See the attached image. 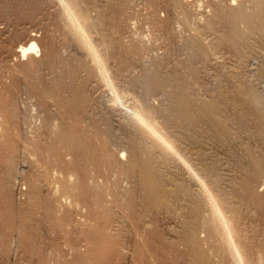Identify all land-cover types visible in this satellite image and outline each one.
<instances>
[{"label": "rangeland", "instance_id": "obj_1", "mask_svg": "<svg viewBox=\"0 0 264 264\" xmlns=\"http://www.w3.org/2000/svg\"><path fill=\"white\" fill-rule=\"evenodd\" d=\"M238 4L242 8H244L247 13L256 14L258 13V9H259V12H263L264 10V0H259V1L258 0L257 1L256 0H191V1L190 0H186V1L185 0H0V134L1 133L3 134L2 136H0V138L2 137L0 139V155H2L0 156V198H1L0 199V205H1L0 206V218H1L0 224L1 225L6 224L5 227L7 226L5 228L4 226L0 225L1 227L0 229V249H1L0 250V264H12V263L13 264H16V263L17 264H23V263L24 264H27V263L28 264L29 263L30 264L31 263L32 264H94V263L101 264L102 262H106V260H108L109 263L111 264L113 263L114 264L115 263L117 264H129L130 263L131 264L132 263L131 260L133 261V259H131V256L132 255L134 256L135 252H136L135 257L136 256L140 257L139 260L137 261V263L139 264H141V261L144 262L142 264H145L147 262H148L147 264H150V263L151 264H155V263L156 264L157 263L159 264H175V263L182 264L183 263V259H182V256L184 253L183 243L176 241V240L175 241L171 240L168 234V233H173V229H174V233L177 234V231H178L177 229L179 227H175L173 222L175 221L177 222L179 220V213L178 212L172 213V211L169 209H166V210L164 209V211L163 209H160V212L159 210L155 211L156 214L158 213V215H154V217H157L155 219L153 215L148 216L150 215L148 212H140L139 211L140 210L139 209V205H140L139 190L140 189L139 187L136 186L138 185L136 184L138 181L137 179L138 177H136L137 175L134 174L133 171L130 172L129 169L123 168L129 159V147H132V146L134 147L135 145H137V138H138L136 137L133 140L131 139L132 141L128 140L129 138L126 135L129 129L127 131V128L125 126V124L127 123V120L129 119L135 122L134 120L135 118L132 119L131 117L135 114L136 117L138 116L137 118L138 120L139 118L141 119L139 120L140 122L141 121L144 122V126L145 124L146 126L148 125L147 121H143V119L145 120V118L143 116H142L143 119L142 117H140L141 114H139V111L137 112L138 115L137 113H133L134 112V109H132L133 106L129 110V105L131 104L133 105L134 103H136L137 105L138 103L140 104V95H141V92H140L141 87L137 86V84L132 86L131 81L135 79L138 75H140V73L142 74L144 69L153 67L157 69V72L159 73L160 76H163V78H166V75L168 73L172 74L171 72H173L172 74L173 77L171 75H167V79H169L170 82L171 80L176 78L175 75L181 76L182 78L183 77L187 78V75H188V81L184 78L183 79L186 82H188L187 83L188 85H191L190 88H192L195 91V93H198V95L200 94L201 97L203 96V99L204 98L208 99L207 97H210L211 96L210 94H213L215 92L213 90V87L217 86L216 81H218V84L220 83L219 85H221L223 82H229L225 80V76L227 77V79L229 78V80H230V77H231V80L233 78L234 82H235V79L238 80V77H240L239 78L240 82L238 81V83L242 85L243 87L245 84H247V80H248V83L252 81L253 83L256 82V84H258L260 87H264V82H260L258 80V77L255 74L246 72L247 66H245L247 65L249 60H251L250 58L253 59L255 56L253 52H255L256 50L252 49L254 45L257 48H260L262 52H264V49H263L264 22L263 23L260 22L258 26L256 27V29H254V31L252 32V36L255 34L256 37L259 36L258 37L259 39H257L258 41L255 40L257 42L255 43V42H252L251 40L252 37H251L250 38L251 42H248V43H251L250 46L246 47L248 48L247 50L246 48H244L246 52L245 50H243L244 52L242 50L240 51L238 47H236V45L233 44L227 36L228 25L226 22H227V19L229 18L228 15H230L231 10L233 11L239 6ZM228 6L229 7L232 6L231 9L228 8ZM62 8H63V12H62ZM65 9L69 12L67 16L68 19L70 20L73 19L75 15L78 16V20L76 22L78 24V27L82 31L74 25L75 23L74 21L71 20L72 22L68 23L69 20L65 19L66 18L65 12L66 13L68 12ZM70 11L72 13H70ZM180 12H184V13L187 12L186 13L187 17L183 19L182 16H185V14L182 15ZM62 14H64L63 16L65 17H63ZM70 15H71V18H69ZM79 15L81 16L83 15V17H80ZM223 15L225 16L227 15V16L224 17ZM178 17H181V18H178ZM188 18H190V20ZM208 20L212 22L209 23L210 21ZM189 21L191 22V24ZM180 23L181 24L183 23V24L181 25ZM186 23H188V25ZM209 25L213 27L211 28ZM68 27H72V29H69ZM73 28H76L74 29V31L79 29L78 31L80 32V34H83L82 37L84 38H81L80 34H77L78 31L77 33L75 32L77 36L75 37L72 33ZM241 28H245V27L242 25ZM30 33L31 35H29ZM29 36L34 37L33 39L35 43L37 44V47L33 51L25 53L26 55L24 54L23 56H21L20 55L21 53L17 51V46L23 41H25L26 37H29ZM79 36H80L79 42L83 44V41H84L86 43V44H83L85 47H83L82 44L76 41V38H78ZM193 36H196L198 37L199 40H202L201 41L202 43L200 41L199 42L201 45L203 44V47L205 44H207L205 47L207 46L209 48L211 47L210 48L211 50L209 51L208 50L209 48H207L206 50L207 52H205V55L201 53V56L199 53H198L199 56H196L197 53L194 56L190 54L191 53L190 51L195 50L193 48L196 47V45L192 43ZM2 37H4V39ZM85 38H86V41H85ZM229 42L231 43V45ZM252 43H255V44H252ZM258 43L261 44L260 45L261 47H258L259 45ZM209 44L211 46H209ZM185 48L187 50L184 51ZM212 48L215 50L213 51ZM235 50H237L238 52ZM239 55L242 57H240ZM189 57L190 58L193 57V58L188 59ZM214 58H216L217 61H215L216 59ZM208 62L209 63L211 62V63L209 64ZM238 63H240L241 65L240 64L235 65ZM187 65L189 66L187 67ZM182 66H183L184 71H182ZM242 67H244V69ZM188 68H189V71L186 70ZM234 69L235 70L237 69L236 70L237 76L234 75L236 74L235 72H233L234 74L232 73ZM179 70L182 72H180ZM243 70L245 71V74ZM223 71H225V73L224 75H221L223 74ZM174 72L175 73L177 72V74H175ZM207 73L208 75H206ZM222 76H224L225 81L222 79L223 78ZM234 76L236 77L234 78ZM244 76H248V77H244ZM191 77H194V80ZM241 79L243 81L245 80L246 83L242 82ZM194 81L196 82V84ZM214 81L216 82V84L213 83ZM194 84L196 85V88ZM169 85L171 86V84L169 83L167 84V86L164 85L165 87H164L163 92L161 91L162 93L155 92L153 94H150V96L148 97V100L152 106L160 105V103H162L161 101L162 100L164 101L165 99L164 93L166 90L165 88L169 87L167 88L168 90H170V88L172 89V86L170 87ZM119 90L122 92H120ZM73 93H78L80 95V100L75 101L74 103H72V105L70 104V106L61 102L62 98L63 99L66 98V100L67 99L69 100V97H71V94ZM117 93H119L120 95ZM121 96H122L121 98L122 100L120 99ZM134 97L136 98L134 99ZM120 104L122 105L120 106ZM118 105L120 107H118ZM120 109L122 112L124 109H125L124 111L128 109V111H126L128 112V115H130L128 119L125 116L123 117L122 113L117 114V115L113 114L116 112V110H120ZM131 110L133 111L131 112ZM155 118L157 120H154ZM154 119H153V122L154 121H155L154 123L157 122V126L160 124V126L162 127L161 130L167 129L168 131H171L170 128L173 127L172 130H174L175 128L174 126L172 127L165 126L162 122V118L159 116L158 117L155 116ZM138 123H135V124H138ZM141 123L139 124L140 126H142ZM253 123L254 121L252 120L251 122L249 121V124L252 127L253 126L255 127V123L254 124ZM66 125H69L75 130L77 129L76 130L77 135L76 137L73 136L75 138L71 137L73 138V140L71 139L70 141L69 139V142L67 141L68 140L67 139L66 140L67 143L65 144H64L65 141L63 140H60V141L58 140L59 141L58 143L56 139L59 136V131L60 130L62 131ZM146 126L144 127L145 129H146ZM245 127H247L248 129L249 126L247 125ZM252 127H249L248 130L252 129L250 131H253ZM112 128H114V130ZM115 128L117 131L115 130ZM247 129H245V132L247 133H245L244 131L243 132L248 137V141H243V137H241L242 139H240V142L242 144L239 143L238 145L237 144L235 145L234 149L237 150V151L234 150L236 151L234 153L235 155L231 153V159H232V156H234L233 158L237 160L241 158L242 160L241 159L240 160L242 164H244L246 160L245 155H244L245 146L247 147L251 146L252 150H255L256 152L257 150H260L258 151L259 153L260 152L262 154L264 153V151H261V150H264V145H263L264 142H262L263 137L261 135H258V132L257 134L255 133L256 135L255 134L250 135L249 134L250 132ZM124 130L126 134L123 133ZM243 132L241 131L242 134ZM57 133H58V136H57ZM78 134H79V137H77ZM157 135L159 136L157 138H160L159 133H157ZM80 136L83 139H80ZM154 136H151L153 139L149 138V140L152 139L154 141V139L156 138V136L155 138ZM257 136L258 137L260 136V139L257 138ZM120 137H122V139ZM157 138L155 140H157ZM116 139L119 141V143ZM76 140L77 141L83 140L85 141V143L83 141H82L83 144H81L82 142L77 143ZM249 140H251L250 141L251 144H249L250 143ZM128 142L130 143L129 145H128ZM134 142H136V144ZM132 143H134L135 145ZM79 144H81L83 147H81V145ZM88 144H90L91 146ZM167 145H170L168 146L169 149H167V151L169 150L168 156L170 158V161L168 162L169 166L168 164L167 166L168 168H172V167H175L176 165L175 159L178 156L180 157L181 152L180 151L178 152V150H176L177 148L173 146L172 144L168 143ZM239 145L241 149L239 148ZM57 146L58 147L60 146V147L58 148ZM85 146H88L91 148L93 147L95 150L94 153L95 155H97L95 157L97 158H95L94 156L93 157L91 156V153L93 154V149L86 147L88 150L87 151ZM152 148L153 149L149 148L148 150H151V152H147V153L154 154L155 158L157 157L156 159H158L159 151L156 152L157 150L155 151L154 149L156 148H154L153 146ZM170 149H172L173 152ZM91 150L92 152L88 153ZM174 150H176L177 153ZM83 151H86V154ZM121 152L122 153L125 152V153L122 154ZM89 154H90L89 160L94 158L93 160L96 159L98 164L93 160L89 161L87 159L88 157L86 155H89ZM112 154L113 156H116V157H112ZM173 154L174 155L176 154V157ZM117 155L119 159L117 158ZM179 157L176 159L177 161ZM227 159L229 160L230 157L228 156ZM173 160L175 161L174 166H172ZM29 161H31L32 164ZM115 161L116 162L118 161V162L116 163ZM229 162L227 163L228 164L227 166L228 167L230 166V169H232L231 172L233 174L236 173V177L234 179L235 181L233 180L234 184H236L235 182L239 180V177H240L239 174L242 173L243 167L241 168L240 165H234L233 163L231 162L229 163ZM39 163L42 165V167H40L41 165H39ZM113 163L118 165V168H114L117 166H115V164ZM120 164H123V165H120ZM28 165L30 166V168ZM39 168L41 170H39ZM164 168H167V167L164 166ZM33 169L35 170V172H32L34 171ZM117 169L118 170L120 169V170L118 171ZM238 169H241V171H239ZM22 170L25 172H23ZM42 170L43 172L41 173ZM237 172H239L238 177H237ZM34 173L35 174L37 173V174L35 175ZM32 174L33 176H31ZM263 174H264V171L263 173L259 174V176L257 177V180H256L257 182H255V185H256L255 189L257 192L256 193L257 196L261 195V197L264 200V197H263L264 196V193H263L264 192V175ZM127 175L128 177H126ZM38 176H40V178H38ZM192 176H197V175L195 174ZM29 177L32 179V182H31V179H29ZM221 178H223V176H221ZM236 178H238V180ZM75 179L76 181H79L81 179L80 180L81 183L79 182L78 184L77 182L76 184V182H74ZM130 180H133V181H130ZM221 180L223 181V179ZM222 181H220V184H222L221 183ZM64 182H67V184ZM71 183H72V186H71ZM203 184L204 183H202V185ZM33 185L34 187H32ZM94 185H96L97 188ZM204 185L201 186L198 193L199 194L203 193V194H200V196L202 195L201 197L204 200H208L207 198L209 197L210 199L211 197L209 193V189H208L209 183L207 186L206 185L204 186ZM77 186L80 188H78ZM203 187L205 189H203ZM29 188H30V191H29ZM33 188L35 189L31 191V189ZM50 188H54V189L51 190ZM69 188L70 190H68ZM85 188H86V191H89L92 194L82 191ZM99 188L102 191V193H99L101 192ZM37 189H38V192H37ZM89 189L92 190L93 192L90 191ZM96 190L99 191L98 192L99 196L102 194L101 197L98 198V200L100 199L99 200L100 205L97 204L98 202L97 197H95L94 192H96ZM204 190H206L207 192L206 196L208 197L204 195L206 193L204 192ZM34 191L36 193H34ZM80 191L84 192V194L81 193ZM134 191L136 192V194ZM44 192L45 194H43ZM73 192L74 193L76 192V193L74 194ZM27 193H29V195ZM46 194H48V196ZM51 194L53 197L50 196ZM87 194H90L91 196L89 195V197H87L88 196ZM36 195L39 198L46 197L47 203L45 202L44 200L45 198H44L43 202L39 201L40 202V206H39L38 205L39 198ZM123 195H125L124 198H123ZM203 195L206 197V199L203 197ZM128 196L130 197V200L133 198L136 200L137 203L135 202V200H132V202L134 203L132 204H133V207L137 209H134L131 207V209L129 208L130 209L129 210L127 207L123 205L121 201H123V199L127 198ZM135 196L137 197L135 198ZM51 198L54 201H51L52 200ZM54 198L56 200L58 198V200L56 201ZM88 198L92 201L88 200ZM33 200H34V203H33ZM102 200H104L103 203H102ZM95 202L96 204L94 205L93 203ZM48 203L51 204L50 207ZM6 204L8 205V209L10 205L13 208L14 214L13 213L12 214L14 215V220L12 222L14 225L10 223L11 221L7 217L8 209L6 210ZM41 204H45V206L49 208L50 210L47 209L45 206L43 207ZM31 205H34V206L31 207ZM238 205H240L239 208L242 213L241 217L239 218L240 223L238 222L240 225H242L240 226L238 224L240 226V229L242 227L240 231L241 239L245 241L244 243L246 246L248 247L252 246V248L245 247L246 254L250 256V258L248 257L246 264L248 263L249 264H261L260 262L264 264L263 255L261 256V259L257 258L258 252L263 251V250H260V248L258 247H260V242L264 241V233H263L264 232V201L263 203H261V205H258V204L251 202V200L244 199V200H240ZM126 208H127V211H126ZM259 208H261V210ZM37 210L39 212H37ZM65 210H67V212ZM121 210L123 211V213ZM15 211L16 212L18 211V212L16 213ZM51 211L52 213L54 211V213L52 214ZM250 211L252 213H248ZM64 212H66L67 215H65ZM100 212L102 214H100ZM22 213L27 214L28 218L24 217L25 215H23ZM81 213H82L81 217L84 216V219L83 217L82 218L80 217ZM135 213H136V219L140 215L139 218L137 219L138 221H134L133 218L132 219L130 218V216H135L134 215ZM143 213H146V214H143ZM17 214H19V216ZM20 214L22 215V217ZM29 214H31V216ZM92 214H94L95 216L97 215L98 217L96 216L95 218L93 217L94 215ZM248 214L249 215L251 214L250 215L251 217ZM16 215L20 218V220L18 219ZM90 215L92 216L93 219L91 218ZM101 215L102 216L104 215L103 218ZM47 216H49V218ZM140 217H142L143 219ZM50 218L52 221L50 220ZM58 218H61V219H58ZM76 218H78L79 220ZM66 219L68 220L70 219L69 220L70 222ZM3 220L5 222H3ZM7 220L9 223L6 222ZM30 220H31V223H30ZM59 220H61L62 222L60 221L56 223ZM80 221H84V222H80ZM2 222L4 224H2ZM97 222H99L100 224ZM138 222L142 225L140 224L137 225ZM141 222H143L144 224ZM20 223L21 225L23 223L24 227L21 226ZM54 223L57 229L55 228ZM67 223H69L68 226H67ZM109 223L112 225H110ZM152 223H156V224H152ZM92 224L94 225V227ZM57 225L59 227L60 226L62 227L59 228ZM17 226H19V228H17ZM111 226L114 228L112 229ZM88 227L90 230L88 229ZM155 227H157V229ZM26 228H28L27 232L24 231L26 230ZM92 228L98 231L91 230ZM151 228L155 229L158 233H156ZM87 229H88V232L91 231L93 233L91 235H94V236L99 235L96 238V242L93 240L95 239V237L88 238V236H91V235L90 233L87 232ZM6 230H7L8 235L5 234ZM18 230L21 233H19ZM57 230L59 231L57 232ZM125 230H127V232ZM150 230H152V232ZM22 232L23 233L25 232V233L23 234ZM147 232H149V235L147 234ZM202 232L203 234L205 233L204 234L205 237L202 236L203 235ZM141 233L144 236H142ZM151 233H152V236H151ZM101 234H103V236ZM114 234L116 236H114ZM123 234H126V235H123ZM155 234L157 235L156 236L157 238L155 237ZM158 234L162 237H160ZM13 235L15 236L13 237ZM147 235L150 236L149 237L150 239L148 238ZM198 235L200 239L202 238L201 242L203 243V245L205 244L208 246V242L209 243L218 242L214 240L210 235L208 237L204 230H202L200 234ZM252 235H254L255 237ZM248 236L250 238H248ZM98 238L99 240H97ZM205 238L206 239L209 238L211 242L207 241L208 239L206 240ZM22 239L25 241V243ZM87 239H90V240H87ZM163 239L167 241L164 242ZM120 240L122 242L124 241V243H122ZM33 241L35 243H33L32 245L31 243ZM227 241L228 239L226 241L224 240L223 242L224 245L222 246L219 244L221 248L219 247L218 243L216 244L214 243L219 249L217 248V250H213L212 251L213 253L211 252V256H213L214 252H216L215 257L213 256L215 260H220L222 264H229V262L230 264H233L231 262L233 260L232 250H230L231 248L229 247ZM8 242L9 243L11 242V243L8 244ZM118 242L120 243L118 244ZM149 242H151V244ZM226 242H227V245L225 247ZM85 243H86L87 248L90 251L86 250L87 248L85 247ZM94 243H96V245L98 243L99 245V246L97 245L98 249L95 247ZM28 244L31 246V247L29 246L30 249L27 246ZM37 244L38 246L36 247L35 245ZM89 244L92 246L93 251L95 250L96 252L91 251V246ZM105 244L106 245L108 244L107 246H110L109 249ZM59 245L63 247L61 248ZM124 245L127 247H125ZM22 246L26 249L24 250ZM100 247L104 250V254L102 252L103 250L100 249ZM116 247L117 248L119 247V249H117ZM227 247L229 248V251ZM37 248L40 250H38ZM131 248H136V249L131 250ZM99 249L101 250V252L98 251ZM220 249L222 251H220ZM29 250H31L34 256L30 254L31 252ZM32 250L36 253H34ZM37 250L38 252L40 251V253H38ZM133 250H135V252H133ZM140 250L143 253H141ZM26 251H28L29 253ZM87 251L88 253L86 254ZM217 251L221 253L222 255H218ZM255 251L257 252V254ZM83 252H84V257H83ZM138 252L140 253V256L138 255L139 254ZM149 252H151L152 255ZM175 252L178 254H176ZM154 253H156L157 256ZM28 254H29V257H28ZM38 254L40 256H37ZM165 254L168 258L165 256ZM87 255L90 256L89 259ZM91 255L93 256V262L90 261V258L92 257ZM108 255L110 256V258ZM168 255L170 256V259ZM217 255L219 256L220 259L217 257ZM96 256L98 257L101 256L103 258L101 257L100 258L105 259V260L102 261L100 258L97 259ZM141 256H143V258H141ZM254 256H255V259H254ZM35 257L37 260L35 259ZM172 258L173 260H171ZM94 259H95V262H94ZM212 259L213 258L211 257V260ZM262 259L263 261H261ZM164 260H165V263H164ZM174 260L175 262H173ZM109 263L107 262V264Z\"/></svg>", "mask_w": 264, "mask_h": 264}, {"label": "bare ground", "instance_id": "obj_2", "mask_svg": "<svg viewBox=\"0 0 264 264\" xmlns=\"http://www.w3.org/2000/svg\"><path fill=\"white\" fill-rule=\"evenodd\" d=\"M186 1V0H185ZM191 1V0H190ZM257 1V0H256ZM259 1V0H258ZM256 3V2H255ZM230 4V3H229ZM228 5V4H227ZM239 5V4H238ZM230 6V5H229ZM231 9V7H229ZM255 6V5H253ZM234 8V7H233ZM244 8H242L240 5L234 9L233 11L231 10V13L229 16V18L227 19V25H228V38L231 40V42L233 44L236 45V47H238V49L241 51L245 50L244 48L250 46L251 43H248V42H255L257 43L255 40L259 39L258 37H256V35L252 36V32L254 31V29H256V27L258 26V24L260 22H264V10L263 12H259V9H258V13L256 14H252V13H247L245 11V9L243 10ZM247 9V8H246ZM262 9V8H261ZM260 9V10H261ZM66 10V9H65ZM184 10V9H182ZM181 10V11H182ZM67 11V10H66ZM188 11V10H187ZM62 12H63V8H62ZM65 12V11H64ZM68 12V11H67ZM70 13H72L70 11ZM182 15L185 14V16H182L183 19H185V17H187L186 13L184 12H180ZM190 13V12H189ZM65 16L68 21V23L74 21V25L76 27H78V24H77V20H78V16L75 15L73 19H68V13L65 12ZM82 14V13H80ZM180 14V15H181ZM219 14V12H218ZM64 14H62L63 16ZM72 15V14H71ZM71 15L69 16V18H71ZM221 15V14H220ZM63 16V17H65ZM80 17H83V15H79ZM224 17H226L225 15H223ZM73 17V16H72ZM190 17V16H189ZM214 17V16H213ZM223 17V18H224ZM77 18V19H76ZM177 18V17H176ZM178 18H181V17H178ZM212 18V17H210ZM222 18V19H223ZM190 20V18H188ZM217 19V18H216ZM65 20V21H67ZM187 20V19H186ZM188 21V20H187ZM210 21V20H208ZM181 22V21H180ZM185 22V21H184ZM190 22V21H189ZM188 22V23H189ZM212 21H210L209 23H211ZM67 23V24H68ZM188 23H186L188 25ZM214 23V22H213ZM77 24V25H76ZM181 24V23H180ZM183 24V23H182ZM181 24V25H182ZM185 24V25H186ZM191 24V22H190ZM69 25V24H68ZM184 25V26H185ZM186 25V26H187ZM212 25V24H210ZM209 25V26H210ZM223 25V24H222ZM242 25L245 27V28H241ZM72 26V25H70ZM224 26V25H223ZM264 26V25H263ZM74 27V26H73ZM84 27V26H83ZM188 27V26H187ZM211 28L213 26H210ZM69 29H72V27H68ZM79 28V27H78ZM77 28V29H78ZM85 28V27H84ZM196 28V27H195ZM200 28V27H199ZM209 28V27H208ZM74 29L76 28H73V32L71 30V32L73 33V35L75 37L76 36V33L78 30L74 31ZM81 30V29H80ZM194 30V29H193ZM226 30V29H225ZM82 31V30H81ZM206 31V30H205ZM209 31V30H208ZM256 31V30H255ZM263 31V30H262ZM76 32V33H75ZM258 32V31H257ZM259 33V32H258ZM257 33V34H258ZM264 33V32H263ZM77 34H80V32L78 31ZM31 35V33L29 34ZM83 34H80L81 38H84L82 37ZM193 35V34H192ZM225 35V34H224ZM263 35V34H262ZM4 36V35H3ZM80 36L78 38H76V41L79 42V39H80ZM74 37V38H75ZM226 37V36H225ZM252 37V39L250 40V38ZM4 39V37H2ZM33 36H29V37H26L25 41H23L22 43H18L19 45L17 46V51L19 53H21L20 55L23 56L25 53L27 52H30V51H33L34 49H36L37 47V44L35 43ZM78 39V40H77ZM81 41V40H80ZM85 41H86V38H85ZM192 43H194L196 45L195 50H192L190 51L193 56L197 53L196 56H201V53L203 55H205V52H207V48H209L208 46L205 47L207 44L204 45L203 47V44L201 45L200 42L202 40H199L198 37L196 36H193L192 37ZM200 41V42H199ZM258 41V40H257ZM20 42V41H18ZM191 42V41H190ZM207 42V41H206ZM261 42V41H259ZM80 43V42H79ZM78 43V44H79ZM202 43V42H201ZM212 43V42H211ZM230 43V42H229ZM255 43H252V44H255ZM264 43V42H263ZM82 44V43H80ZM83 44H86L84 41H83ZM82 44V45H83ZM259 44V43H258ZM257 44V45H258ZM191 45V44H189ZM193 45V44H192ZM231 45V43H230ZM256 45V46H257ZM261 44L258 45V47H261L260 46ZM15 46V45H14ZM81 46V45H80ZM209 46H211L209 44ZM83 47H85L83 45ZM187 47V46H186ZM235 47V46H234ZM233 47V48H234ZM253 47V46H252ZM211 48V47H210ZM208 49L209 51L211 49ZM215 48V47H214ZM228 48V47H226ZM213 49V48H212ZM236 49V48H235ZM248 48H246L247 50ZM253 50L255 49L256 51L253 52L255 54L254 58H250L251 60H249V62L247 63V71L246 72H249V73H253L255 74L257 77H258V80L260 82H264V52H262L260 50V48H257L254 47L252 48ZM263 49H264V45H263ZM182 50V49H181ZM187 50L186 48L184 49V51ZM215 49H213L214 51ZM245 50V52H246ZM237 51V50H235ZM181 52V51H180ZM238 52V51H237ZM244 52V51H243ZM93 53V52H91ZM199 53V54H198ZM222 53V52H221ZM242 53V52H241ZM187 54V53H186ZM15 55V54H14ZM19 55V54H18ZM19 55V56H20ZM26 55V54H25ZM211 55V54H210ZM215 55V54H214ZM219 55V54H218ZM17 56V55H16ZM184 56V54H183ZM190 56V55H189ZM195 56V57H196ZM240 56V55H239ZM245 56V55H244ZM249 56V55H248ZM187 57V56H186ZM194 57V58H195ZM210 57V56H209ZM214 57V56H213ZM223 57V56H222ZM242 57V56H240ZM246 57V56H245ZM24 58V57H23ZM193 58V57H191ZM190 57L188 59H191ZM208 58V57H207ZM219 58V56H218ZM18 59V58H17ZM187 59V60H188ZM196 59V58H195ZM205 59V58H204ZM203 59V60H204ZM216 59V58H214ZM198 60V59H197ZM20 61V60H19ZM180 61V60H179ZM207 61V60H206ZM205 61V62H206ZM217 61V59L215 60ZM183 62V61H182ZM200 62V61H199ZM202 62V61H201ZM236 62V61H235ZM240 62V61H239ZM246 62V61H245ZM157 63V62H156ZM186 63V62H185ZM209 63V62H208ZM211 63V62H210ZM209 63V64H210ZM215 63V62H214ZM237 63V62H236ZM242 63V62H241ZM155 64V63H154ZM231 64V63H229ZM240 63L238 64H235V65H239ZM243 64V63H242ZM156 65V64H155ZM184 65V64H183ZM212 65V64H211ZM241 65V64H240ZM189 65H187L188 67ZM191 66V65H190ZM217 66V65H216ZM156 67V66H155ZM176 67V66H175ZM180 67V66H179ZM215 67V65H214ZM232 67V66H230ZM241 67V66H240ZM178 68V67H177ZM191 68V67H190ZM193 68V66H192ZM209 68V67H208ZM235 68V67H234ZM244 69V67H242ZM232 69V68H231ZM177 70V69H176ZM189 71V68L186 69ZM213 70V69H212ZM230 70V69H229ZM237 70V69H236ZM236 70L234 69L233 72L236 73ZM171 71V70H170ZM180 71V70H179ZM182 71H184L183 69V66H182ZM180 71V72H182ZM194 71V69H193ZM219 71V70H218ZM241 71V70H239ZM237 71V72H239ZM244 71V70H243ZM242 71V72H243ZM179 72V73H180ZM217 72V71H216ZM215 72V73H216ZM241 72V74H242ZM173 74V72H171ZM175 73V72H174ZM178 73V74H179ZM189 73V72H188ZM211 73V72H210ZM213 73V72H212ZM221 73V72H220ZM225 71H223V74L221 75H224ZM172 74H167V75H171L173 77ZM177 74V72L175 73ZM182 74V73H181ZM219 74V73H218ZM234 74V73H233ZM231 74V75H233ZM240 74V73H239ZM244 74H245V71H244ZM248 74V73H247ZM250 74V75H251ZM167 75H166V78H163V76H160L159 73L157 72V69L156 68H153V67H150V68H146L144 69V71L142 72V74L140 73V75H138L135 79H133L131 81V84L132 86L133 85H136L141 87V95H140V104L138 103V105L136 103H134L133 105H129V110L131 109V107L133 106L132 109H134V112L133 113H137L139 111V114H141L140 117H144L145 120L143 119V121H147L148 125L146 126V129L144 128V122H140L139 120H141L139 118V120L137 119L138 116L136 117L135 114L132 117L135 118V122L129 120V116L128 115V109L126 111L123 110V112L121 111V108L120 110H116L115 113H113L114 115H117V114H120L122 113L123 114V117L125 116L127 119V123L125 124L126 128H127V137L129 138L128 140L132 141L134 138L138 137L137 138V145L136 142L132 143L134 144L135 146L133 147H129V159H128V162L124 165V169H129V171H133L134 174H136L138 177V181L136 184L137 187H139V200H140V205H139V211L140 212H148L150 215L148 216H152L154 217V215H158V213L156 214L155 211H158L160 212V209H169L173 212H178L179 213V220L176 222H173L175 227H179L177 230V234L174 233V229H173V233H168L169 234V238L171 240H176V241H179V242H182L183 245H184V253H183V256H182V259H183V263L182 264H222L220 260H215L214 257H215V254L216 252H214V257L211 256V252L213 250H217V246L215 245L216 243H218V245L220 244L221 246L224 245L223 242L224 240L226 241L228 239V245L229 247L231 248L230 250H232V263L233 264H246L247 262V259L248 257L250 258L249 255L246 254V250H245V247H248L245 245V241H243L241 239V229H240V225L239 223V218L241 217V210L239 208V206L241 205H238V203L240 202V200H251V202L255 203V204H258V205H261V203H263V198L260 196H257V192H256V185H255V182H257V177L259 176V174L263 173L264 171V153L262 154L261 152L259 153L258 151L260 150H257V152L255 150H252L251 149V146L250 147H247L245 146L244 148V155H245V163L242 164L241 160H237V159H234L232 156V159H231V153H233V155H235L234 153L237 151L235 148V145L241 143L240 142V139H242L241 137H243V141H248V137L246 136V134H244L245 132V129H247V127L245 126H249V127H252L250 124H249V121L251 122L254 121L255 123V127L253 126V131H250L248 130L249 127H248V131L250 132L249 134L253 135V134H257L258 132V135H261L264 139V87H260L258 84L253 83L252 81L250 83H248V80H247V84L244 85V87L242 85H240L238 83L239 81V78L238 77V80L235 79V82H234V79L232 78L231 80V77H230V80L229 78L227 79V77L225 76V80L229 81V82H223L222 84L224 85H219L218 84V81L217 84L216 82L214 81L213 83L216 84L217 86L213 87V90L215 91L213 94H208L210 97H207L208 99H203V96L201 97L200 94L198 95V93H195V91L190 88L191 85H188L184 79H186L188 81V75H187V78L186 77H181V76H176V78H174L173 80H171V82L169 81V79H167ZM180 75V74H179ZM184 75V74H183ZM196 75V74H195ZM208 75V73L206 74ZM227 75V74H226ZM237 76V73L234 74ZM254 75V76H255ZM190 76V75H189ZM220 76V75H219ZM234 76V78L236 77ZM239 76V75H238ZM255 76V77H256ZM165 77V76H164ZM169 77V76H168ZM223 80H224V76H222ZM229 77V76H228ZM243 77V76H242ZM241 77V78H242ZM244 77H248V76H244ZM134 78V77H133ZM181 78V79H180ZM193 80H194V77H191ZM220 78V77H219ZM171 79V77H170ZM190 79V77H189ZM198 79V78H197ZM196 79V80H197ZM210 79V78H209ZM243 79V78H242ZM241 79V80H242ZM247 79V78H246ZM168 80V82H167ZM192 80V81H193ZM221 80V79H220ZM224 80V81H225ZM250 80V79H249ZM257 80V79H256ZM207 81V79H206ZM195 82V81H194ZM221 82V81H220ZM240 82V81H239ZM242 82H245V80ZM171 84L172 86V89L170 88V90H168L167 88H165V93H164V101L162 100L160 103V105H157V106H152L150 103H149V100H148V97L150 96V94H153L155 92H163L164 90V87L167 86V84ZM202 83V82H201ZM246 83V82H245ZM196 84V82H195ZM194 84V85H195ZM165 85V86H164ZM202 85V84H201ZM136 86V87H137ZM170 86V85H169ZM170 86V87H171ZM193 86V84H192ZM199 86V85H198ZM135 87V86H134ZM195 88H196V85H195ZM194 88V89H195ZM208 89V88H207ZM122 90V89H121ZM139 90V89H137ZM199 90V89H198ZM197 90V91H198ZM205 90V89H204ZM210 90V89H209ZM120 91V90H119ZM122 92V91H120ZM119 92V93H120ZM128 92V91H127ZM161 92V93H162ZM207 92V91H206ZM209 92V91H208ZM117 93V94H119ZM122 94V93H121ZM205 94V93H204ZM120 95V94H119ZM161 95V94H160ZM129 96V95H128ZM127 96V97H128ZM119 97V96H118ZM130 97V96H129ZM62 98V97H61ZM122 98V96L120 97V99ZM136 97H134L135 99ZM119 99V98H118ZM117 99V100H118ZM133 99V98H131ZM139 99V98H138ZM80 100V95L78 93H73L71 94V97H69V100L66 98L65 99H61V102L62 103H65L66 105L70 106V104L72 105V103H74L75 101H78ZM122 100V99H121ZM137 100V99H136ZM126 101V100H125ZM133 102V101H132ZM135 102V101H134ZM128 103V102H127ZM122 104H120L121 106ZM116 106V105H115ZM118 105V107H120ZM128 106V104H127ZM115 109V107H114ZM115 111V110H114ZM133 110H131L132 112ZM130 112V111H129ZM130 112V113H131ZM138 115V113H137ZM155 116H159L162 118V122L165 126H174V130L171 129V131H168L167 129H164V130H161V126L160 124L157 126V122L154 123L153 122V119ZM115 118V117H114ZM119 119V118H117ZM138 122H137V120ZM160 119V118H159ZM154 120H157L156 118ZM125 121V120H124ZM117 122V121H116ZM115 123V121H114ZM118 123V122H117ZM135 123H138V124H135ZM142 124V126H140L139 124ZM159 123V122H158ZM253 123V124H254ZM112 125V124H110ZM115 125V124H114ZM113 125V126H114ZM118 125V124H117ZM64 126V125H62ZM124 126V127H125ZM144 126V127H143ZM245 127V129H244ZM119 128V127H118ZM125 128V129H126ZM62 129V128H60ZM114 130V128H112ZM120 129V128H119ZM122 129V128H121ZM176 129V130H175ZM77 130V129H76ZM76 130L72 127H70L69 125H66L63 130L59 131V136H58V133H57V136L58 138L56 139L57 141L59 140H63L65 141V143H67V141L69 142V139L71 141V139L73 140V138L76 137L77 135V132ZM116 130V128H115ZM117 131V130H116ZM122 131V130H121ZM120 131V132H121ZM241 131L243 132V134L241 133ZM159 133L160 135V138H157L159 137L157 135V133ZM114 133V132H113ZM118 133V132H117ZM123 133L126 134L125 130L123 131ZM247 133V132H245ZM122 134V133H121ZM151 134V135H150ZM242 134V135H241ZM255 134V135H256ZM3 134L1 133L0 136H2ZM116 135V134H115ZM118 135V134H117ZM123 135V134H122ZM121 135V136H122ZM150 135V137H149ZM157 138V140H155V136ZM75 136V137H73ZM151 136H154V141L152 140L153 138ZM4 137V136H3ZM73 137V138H71ZM79 137V134L78 136ZM245 137V138H244ZM261 137V138H262ZM2 138V137H1ZM0 138V139H1ZM6 138V136H5ZM118 138V137H117ZM122 139V137H120ZM149 138H152L149 140ZM255 138V137H254ZM257 138L260 139V136ZM12 139V138H11ZM68 139V140H67ZM80 139H83L81 136H80ZM124 139V138H123ZM132 139V140H131ZM250 139V138H249ZM262 139V142H264ZM67 140V141H66ZM115 140V139H114ZM117 140V139H116ZM125 140V139H124ZM152 140V141H151ZM58 141V143H59ZM77 141V140H76ZM79 141V140H78ZM77 143H81L82 141H79ZM118 141V140H117ZM242 141V140H241ZM251 140H249L250 142ZM254 141V140H253ZM62 142V141H61ZM85 143V141H83ZM83 142L81 144H83ZM121 142V140H120ZM115 143V142H114ZM119 143V141H118ZM168 143L172 144L173 146H175L178 150V152L180 151L181 154H180V157L178 159V161L175 159L176 161V165L175 167H172V168H168L169 166V161H170V158L168 156V151L167 149H169L168 146L170 145H167ZM191 143V144H190ZM247 143V142H246ZM69 144V143H68ZM79 144V145H81ZM117 144V142H116ZM130 143L128 142V145ZM242 144V143H241ZM248 144V143H247ZM251 144V142L249 143ZM248 144V145H249ZM59 145V144H58ZM90 145V144H88ZM124 145V144H123ZM127 145V144H126ZM246 145V144H245ZM264 145V144H263ZM262 145V146H263ZM91 146V145H90ZM119 146V145H118ZM152 146L156 149H154L156 152L159 151V157L158 159L155 158V155L154 154H149L147 152H151V150H148L149 148L153 149ZM253 146V145H252ZM261 146V145H260ZM13 147V146H12ZM58 147V146H57ZM60 147V146H59ZM58 147V148H59ZM71 147V146H70ZM81 147H83L81 145ZM91 148V147H88V146H85V148ZM149 147V148H148ZM174 147V148H175ZM86 148V150H87ZM122 148V146H121ZM125 148V147H124ZM171 148V147H170ZM172 148V149H174ZM237 148V147H236ZM239 148H240V145H239ZM243 148V147H242ZM263 148V147H262ZM83 149V148H82ZM91 149H93V154L91 153V156L95 157L97 155H95V150L94 148L92 147ZM126 149V148H125ZM170 149L172 152L173 150ZM241 149V148H240ZM71 150V149H70ZM90 150V149H89ZM120 150V148H119ZM176 150H174L176 152ZM236 150V151H234ZM88 151V150H87ZM240 151V150H239ZM243 151V150H242ZM261 151H264V150H261ZM85 152L86 154V151H83ZM92 152L89 151L88 153ZM126 152V151H125ZM124 152V153H125ZM153 152V151H152ZM174 152V153H175ZM87 153V154H88ZM118 153V152H116ZM122 153V152H121ZM120 153V154H121ZM122 153V154H124ZM177 153V152H176ZM61 154V153H60ZM83 154V153H82ZM121 154V155H122ZM128 154V152H127ZM240 154V153H239ZM54 155V154H52ZM174 155V154H173ZM179 155V154H178ZM238 155V154H237ZM243 155V154H242ZM241 155V156H242ZM243 155V156H244ZM2 156V155H0ZM89 160V155H86ZM120 156V155H119ZM157 156V155H156ZM172 156V154H171ZM176 157V154L174 155ZM230 157V159L228 160L227 157ZM242 156V157H243ZM90 157V158H92ZM112 157H116V156H113L112 154ZM126 157V156H125ZM123 157V158H125ZM174 157V158H175ZM2 158V157H1ZM97 158V157H95ZM117 158H118V155H117ZM122 158V159H123ZM94 158H92L91 160H93ZM119 159V158H118ZM121 159V160H122ZM89 160V161H91ZM120 160V161H121ZM37 161V160H36ZM97 163V160H93ZM92 161V162H93ZM119 161V162H120ZM123 161V160H122ZM121 161V162H122ZM126 161V160H125ZM173 160V165L174 166V162ZM211 161V162H210ZM220 161V163H219ZM231 162L233 163L234 165H240L241 168L243 169L242 173L239 174V180L238 178H236L238 181L235 182L236 184H234L233 180L235 179L236 177V173H232L230 169V166L228 167L227 163L228 162ZM31 164L32 162L29 161ZM91 162V163H92ZM116 162V161H115ZM118 162V161H117ZM116 162V163H117ZM210 162V164H209ZM229 162V163H230ZM34 163V162H33ZM38 163V162H36ZM35 163V164H36ZM95 163V164H96ZM171 163V162H170ZM30 164V165H31ZM98 164V163H97ZM115 164V163H113ZM168 164V166H167ZM27 165V164H26ZM38 165V164H37ZM39 165H41L39 163ZM120 165H123V164H120ZM233 165V166H234ZM29 166V165H28ZM99 166V165H98ZM113 166V165H112ZM115 166L117 167H114V168H118V165L115 164ZM167 167V168H164ZM34 167V165H33ZM38 167V166H37ZM36 167V168H37ZM42 167V165L40 166ZM73 167V166H72ZM94 167V166H93ZM171 167V166H170ZM237 167V166H236ZM30 168V166H29ZM97 168V166H96ZM68 169V168H67ZM66 169V170H67ZM74 169V168H73ZM76 169V168H75ZM237 169V168H236ZM24 170V169H23ZM22 170V171H23ZM34 170V169H33ZM39 170H41L39 168ZM48 170V168H47ZM72 170V168H71ZM70 170V171H71ZM77 170V169H76ZM75 170V171H76ZM98 170V169H97ZM114 170V169H113ZM116 170V169H115ZM118 170V169H117ZM120 170V169H119ZM118 170V171H119ZM239 171H241V169H238ZM237 170V171H238ZM74 171V172H75ZM99 171V170H98ZM117 171V172H118ZM25 172V171H23ZM28 172V171H27ZM32 172H35L32 171ZM38 172V171H36ZM43 172V170L41 171V173ZM67 172V171H66ZM79 172V170H78ZM77 172V173H78ZM234 172V171H233ZM46 173V172H45ZM49 173V172H47ZM222 175H221V174ZM238 173L237 172V177H238ZM28 174V173H27ZM31 174V173H30ZM35 174V173H34ZM37 174V173H36ZM35 174V175H36ZM197 175V176H192V175ZM242 174V175H241ZM23 175V174H22ZM132 175V174H130ZM264 175V174H263ZM20 176V175H19ZM27 176V175H25ZM33 176V174L31 175ZM41 176V175H40ZM40 176H38V178H40ZM45 176V175H44ZM48 176V174H47ZM134 176V175H133ZM221 176H223V178H221ZM21 177V176H20ZM37 177V176H36ZM35 177V178H36ZM42 177V176H41ZM128 177V175L126 176ZM125 177V179H126ZM22 178V177H21ZM34 178V177H33ZM76 178V176H75ZM83 178V177H82ZM260 178V177H259ZM263 178V177H262ZM23 179V178H22ZM28 179V177H27ZM29 179H31L29 177ZM131 179V178H129ZM223 179V181L221 180ZM25 180V179H24ZM81 180V179H80ZM79 181H76V179L74 180V182H78L79 184ZM83 180V179H82ZM134 180V179H133ZM133 180H130V181H133ZM84 181V180H83ZM126 181V180H125ZM220 181H222L220 184ZM235 181V180H234ZM21 182V181H20ZM19 182V183H20ZM31 182H32V179H31ZM46 182V181H45ZM128 182V180H127ZM63 183V182H62ZM67 184V182H64ZM73 183V182H72ZM72 183H71V186H72ZM81 183V182H80ZM130 183V182H129ZM202 183H206L205 185L207 186L208 183H209V193H210V199L208 196H206L207 192L206 190H204V192H206L204 195L206 197H208L207 199L209 200H204L200 194H203V193H198V191L200 190ZM262 183V182H261ZM30 184V183H29ZM32 184V183H31ZM49 184V183H47ZM52 184V183H50ZM63 185V184H62ZM75 185V184H74ZM129 185V184H128ZM204 185V186H205ZM65 186V185H64ZM68 186V185H67ZM83 186V185H82ZM93 186V185H91ZM96 187V185H94ZM34 187V185L32 186ZM31 187V188H32ZM41 187V186H40ZM46 187V185H45ZM52 187V185H51ZM70 187V185H69ZM78 187V186H77ZM86 187V186H84ZM89 187V186H88ZM261 187V186H260ZM263 187V186H262ZM37 188V187H36ZM44 188V187H43ZM66 188V187H65ZM68 188V187H67ZM80 188V187H78ZM97 188V187H96ZM95 188V189H96ZM135 188V187H134ZM258 188V187H257ZM35 188L31 189V191H33ZM39 189V188H38ZM38 189H37V192H38ZM45 189V188H44ZM48 189V187H47ZM51 190L54 189V188H50ZM64 189V188H63ZM73 189V188H72ZM82 189V188H81ZM80 189V190H81ZM129 189V188H128ZM138 189V188H137ZM203 189H205L203 187ZM259 189V188H258ZM43 190V189H42ZM50 190V191H51ZM70 190V188L68 189ZM88 190V189H87ZM90 190V189H89ZM98 190V189H97ZM94 192L95 193V197H97V204H99V200L98 198L101 197V195L99 196V193H102L97 191ZM29 191H30V188H29ZM36 191V190H35ZM34 191V193H36ZM40 191V190H39ZM49 191V189H48ZM67 191V190H66ZM82 191H85L86 193H90L92 194L91 192L89 191H86V188ZM92 191V190H90ZM5 192V190H4ZM46 192V191H45ZM45 192L43 194H45ZM68 192V191H67ZM71 192V191H70ZM81 192V191H80ZM79 192V193H80ZM93 192V191H92ZM99 192V193H98ZM106 192V191H105ZM132 192V191H130ZM135 192V191H134ZM261 192V191H260ZM47 193V192H46ZM52 193V192H50ZM54 193V192H53ZM74 193V192H73ZM76 193V192H75ZM74 193V194H75ZM84 194V192H81ZM85 193V194H86ZM208 193V194H209ZM264 193V192H263ZM4 194V193H3ZM26 194V193H25ZM29 195V193H27ZM33 194V193H32ZM30 194V195H32ZM57 194V193H56ZM82 194V195H83ZM90 194H87L89 197ZM106 194V193H105ZM136 194V192H135ZM38 195V194H37ZM36 195V196H37ZM41 195V194H40ZM48 196V194H46ZM58 195V194H57ZM56 195V196H57ZM130 195V194H129ZM203 195V197L206 199V197ZM8 196V195H7ZM35 196V194H34ZM33 196V197H34ZM45 196V195H44ZM52 196V194L50 195ZM54 196V197H56ZM91 196V195H90ZM125 195H123V198H124ZM127 196V194H126ZM132 196V195H131ZM6 197V196H5ZM38 197V196H37ZM53 197V196H52ZM105 197V196H104ZM137 196H135L136 198ZM264 197V196H263ZM7 198V197H6ZM9 198V197H8ZM28 198V197H26ZM32 198V197H31ZM36 198V197H35ZM39 198V197H38ZM45 198V199H44ZM40 197L38 199V202H43L45 200V202L47 201L46 200V197ZM91 198V197H90ZM94 198V197H93ZM122 198V199H123ZM132 198V197H131ZM1 199V198H0ZM10 199V198H9ZM44 199V200H43ZM52 199V198H51ZM50 199V200H51ZM55 199V198H54ZM106 199V198H105ZM3 200V199H2ZM11 200V199H10ZM9 200V201H10ZM31 200V199H30ZM56 200V199H55ZM58 200V198H57ZM56 200V201H57ZM88 200H90L88 198ZM130 197L128 196L127 198L123 199V201H121L123 203V205L125 207H127L128 209L131 207H133V202L132 200H135L134 198L131 199L130 201ZM25 201V200H24ZM49 201V200H48ZM51 201H54L53 199ZM92 201V200H90ZM104 200H102V203H103ZM2 202V201H1ZM32 202V201H31ZM40 202H39V206H40ZM50 202V201H49ZM106 202V201H105ZM136 202V200H135ZM14 203V202H13ZM21 203V202H20ZM23 203V202H22ZM33 203H34V200H33ZM47 203V202H46ZM51 203V202H50ZM56 203V202H54ZM101 203V202H100ZM115 203V202H114ZM133 203V204H132ZM137 203V202H136ZM135 203V204H136ZM139 203V202H138ZM18 204V203H17ZM24 204V203H23ZM49 204V203H48ZM94 205L96 204L93 203ZM26 205V204H25ZM43 207L45 206V204H41ZM47 205V204H46ZM51 204H49V207H50ZM55 205V204H53ZM100 205V204H99ZM1 206V205H0ZM5 206V205H4ZM3 206V207H4ZM34 206V205H31V207ZM58 206V205H57ZM129 206V207H128ZM137 206V205H136ZM249 206V205H248ZM11 205L9 206V209H8V205L6 204V210H7V217L8 219L11 221L10 223L13 224V220H14V211H13V208L11 207ZM16 207V205H15ZM26 207V206H25ZM42 207V208H43ZM46 207V206H45ZM53 207V206H52ZM20 208V207H19ZM30 208V207H29ZM35 208V207H34ZM47 208V207H46ZM122 208V207H121ZM127 208H126V211H127ZM245 208V207H244ZM256 208V207H255ZM33 209V208H32ZM49 209V208H47ZM59 209V208H58ZM129 209V210H130ZM134 209H137V208H134ZM247 209V207H246ZM251 209V208H249ZM261 210V208H259ZM21 210V209H20ZM31 210V209H30ZM39 210V209H38ZM37 210V212H39ZM45 210V209H44ZM50 210V209H49ZM54 210V209H53ZM3 211V210H1ZM42 211V209H41ZM57 211V209H56ZM60 211V210H59ZM67 212V210H65ZM100 211V210H99ZM104 211V210H103ZM122 211V210H121ZM138 211V210H137ZM243 211V210H242ZM245 211V210H244ZM248 211V210H247ZM16 212V211H15ZM18 212V211H17ZM16 212V213H17ZM20 212V211H19ZM24 212V210H23ZM66 212H64L65 215ZM69 212V211H68ZM98 212V211H97ZM138 212V213H140ZM162 212V211H161ZM3 213V212H2ZM6 213V211H5ZM13 213V214H12ZM21 213V212H20ZM26 213V212H25ZM49 213V212H48ZM52 213V211H51ZM54 213V211H53ZM52 213V214H53ZM104 213V212H103ZM123 213V211H122ZM147 213V214H148ZM166 213V212H165ZM248 213H252L251 211L248 212ZM23 214V213H22ZM41 214V213H40ZM71 214V213H70ZM78 214V212H77ZM76 214V215H77ZM100 214H102L100 212ZM120 214V213H119ZM143 214H146V213H143ZM171 214V213H169ZM175 214V213H174ZM255 214V213H254ZM19 216V214H17ZM16 215V216H17ZM21 215V214H20ZM25 215L24 217H27V214H23ZM31 216V214H29ZM33 215V214H32ZM42 215V214H41ZM58 215V214H57ZM69 215V214H68ZM82 213L80 214V217H81ZM94 215V214H92ZM106 215V214H105ZM129 215V214H128ZM135 216H130V218L134 219V221H138L137 219L139 218V216L137 217L136 219V213L134 214ZM168 215V214H167ZM249 215V214H248ZM251 215V214H250ZM249 215V216H250ZM253 215V214H252ZM257 215V214H256ZM260 215V214H259ZM2 216V215H1ZM17 216V217H18ZM29 216V217H30ZM34 216V215H33ZM32 216V217H33ZM43 216V215H42ZM91 216V215H90ZM97 216V215H96ZM96 216L94 215L93 217L96 218ZM102 216V215H101ZM104 216V215H103ZM102 216V218H103ZM125 216V215H124ZM143 216V215H142ZM145 216V215H144ZM22 217V215H21ZM49 218V216H47ZM55 217V216H54ZM61 217V216H60ZM69 217V216H68ZM76 217V216H75ZM83 219H84V216H82ZM81 217V218H82ZM86 217V216H85ZM88 217V216H87ZM98 217V216H97ZM100 217V216H99ZM127 217V216H126ZM147 217V216H146ZM174 217V215H173ZM251 217V216H250ZM255 217V216H254ZM5 218V217H4ZM28 218V217H27ZM31 218V217H30ZM89 218V217H88ZM87 218V219H88ZM92 218V216H91ZM124 218V217H123ZM128 218V217H127ZM142 218V217H140ZM155 219L157 217H154ZM164 218V217H163ZM171 218V217H170ZM1 219V218H0ZM18 219L20 220V218L18 217ZM25 219V218H24ZM58 219H61V218H58ZM56 219V220H58ZM71 219V218H70ZM69 219V220H70ZM78 219V218H76ZM90 219V218H89ZM93 219V218H92ZM91 219V220H92ZM99 219V218H98ZM129 219V218H128ZM143 219V218H142ZM166 219V218H165ZM258 219V218H257ZM6 220V219H4ZM3 220V222H5ZM23 220V219H22ZM29 220V219H27ZM51 220V218H50ZM68 220V219H66ZM68 220V221H69ZM72 220V219H71ZM79 220V219H78ZM101 220V219H100ZM145 220V219H144ZM148 220V219H147ZM252 220V219H251ZM2 221V220H1ZM18 221V220H17ZM52 221V220H51ZM55 221V220H54ZM61 220L57 221L56 223L60 222ZM64 221V220H63ZM73 221V220H72ZM93 221V220H92ZM95 221V220H94ZM98 221V220H97ZM102 221V220H101ZM121 221V220H120ZM126 221V220H124ZM157 221V220H156ZM155 221V222H156ZM2 222V224H4ZM7 223L8 220L6 221ZM45 222V221H44ZM50 222V221H48ZM62 222V221H61ZM70 222V221H69ZM80 222H84V221H80ZM96 222V221H95ZM100 222V221H99ZM97 222V223H99ZM132 222V221H131ZM151 222V221H150ZM153 222V220H152ZM167 222V221H166ZM239 222V223H238ZM246 222V221H245ZM19 223V222H18ZM30 223H31V220H30ZM53 223V222H52ZM75 223V222H74ZM73 223V225H74ZM94 223V222H93ZM101 223V222H100ZM99 223V224H100ZM108 223V221H107ZM143 223V222H141ZM253 223V222H252ZM256 223V222H255ZM261 223V222H259ZM25 224V222H24ZM60 224V223H59ZM64 224V223H63ZM69 223H67V226H68ZM72 224V223H71ZM70 224V225H71ZM76 224V223H75ZM83 224V223H82ZM110 224V223H109ZM116 224V223H115ZM140 223L138 222L137 225H139ZM144 224V223H143ZM152 224H156V223H152ZM151 224V225H152ZM240 226H239V225ZM1 225V224H0ZM6 225V224H5ZM5 225H1V226H4ZM9 225V224H8ZM14 225V224H13ZM21 225V223H20ZM30 225V224H29ZM52 225V224H51ZM62 225V224H61ZM65 225V224H64ZM79 225V224H78ZM93 225V224H92ZM106 225V224H105ZM112 225V224H110ZM109 225V226H110ZM132 225V224H131ZM142 225V224H140ZM149 225V224H148ZM254 225V224H253ZM11 226V225H10ZM23 226V223L22 225ZM54 226H55V223H54ZM58 226V225H57ZM63 226V225H62ZM60 226V227H62ZM66 226V225H65ZM72 226V225H71ZM77 226V225H76ZM114 226V225H113ZM116 226V225H115ZM136 226V225H134ZM133 226V227H134ZM168 226V225H167ZM7 227V226H6ZM5 227V228H6ZM13 227V226H12ZM11 227V228H12ZM24 227V226H23ZM26 227V226H25ZM30 227V226H28ZM53 227V226H52ZM59 227V226H58ZM59 227V228H60ZM75 227V226H74ZM73 227V228H74ZM79 227V226H78ZM77 227V228H78ZM94 227V225H93ZM140 227V226H139ZM144 227V226H143ZM146 227V226H145ZM153 227V226H152ZM254 227V226H253ZM252 227V228H253ZM256 227V226H255ZM9 228V227H8ZM16 228V227H15ZM17 228H19V226H17ZM16 228V229H17ZM33 228V227H31ZM54 228V227H53ZM56 228V226H55ZM65 228V227H64ZM67 228V227H66ZM81 228V227H80ZM91 228V227H90ZM111 228L113 229L114 227L111 226ZM136 228V227H135ZM157 229V227H155ZM1 229V227H0ZM10 229V228H9ZM27 229L24 230L27 232ZM57 229V228H56ZM63 229V228H62ZM89 229V227H88ZM88 229H87V232H88ZM116 229V228H115ZM128 229V228H127ZM130 229V228H129ZM150 229V228H149ZM153 229V228H151ZM159 229V228H158ZM164 229V228H163ZM200 229L201 231L204 230L207 234V236L209 237V235L216 241L218 242H212V243H209L208 242V246L207 245H203V243L201 242L202 238L200 239L199 235L200 234ZM80 230V229H79ZM86 230V229H84ZM90 230V229H89ZM91 230H96V229H91ZM117 230V229H116ZM115 230V232H116ZM132 230V229H131ZM138 230V229H137ZM156 233H158L155 229H153ZM12 231V230H11ZM15 231V230H14ZM19 231V230H18ZM55 231V230H54ZM59 230H57L58 232ZM98 231V230H96ZM127 232V230H125ZM145 231V230H144ZM152 232V230H150ZM200 231V232H199ZM262 231V229H261ZM10 232V231H9ZM17 232V231H16ZM61 232V231H60ZM146 232V231H145ZM167 232V231H166ZM169 232V231H168ZM247 232V231H246ZM19 233H21L19 231ZM23 233V232H22ZM25 233V232H24ZM23 233V234H24ZM31 233V232H29ZM88 233L93 234L91 231H89ZM101 233V232H100ZM132 233V232H131ZM245 233V232H244ZM253 233V232H252ZM264 233V232H263ZM3 234V233H2ZM5 234H7V230L5 232ZM10 234V233H9ZM18 234V233H17ZM27 234V233H26ZM86 234V232H85ZM95 234V233H94ZM130 234V233H129ZM142 234V233H141ZM147 234L149 235V232H147ZM160 234V233H159ZM158 234V235H159ZM203 234V232H202ZM201 234V235H202ZM205 234V233H204ZM204 234L202 235L203 237ZM8 235V234H7ZM6 235V236H7ZM11 235V234H10ZM20 235V234H19ZM89 235V234H88ZM96 235V234H95ZM103 236V234H101ZM107 235V234H106ZM123 235H126V234H123ZM146 235V233H145ZM147 235V236H148ZM154 235V234H153ZM163 235V234H162ZM243 235V234H242ZM15 235H13L14 237ZM27 236V235H26ZM31 236V235H30ZM86 236V235H85ZM99 236V235H98ZM97 235L94 236V235H91V236H88V238H92V237H95V239H93L95 242H96V238L98 237ZM114 236H116L114 234ZM142 236H144L142 234ZM151 236H152V233H151ZM157 235L155 234V237ZM160 236V235H159ZM158 236V237H159ZM164 236V235H163ZM245 236V235H244ZM254 236V235H252ZM107 237V236H106ZM150 236H148L149 238ZM162 237V236H160ZM226 237V238H225ZM255 237V236H254ZM4 238V237H2ZM12 238V237H11ZM22 238V237H21ZM20 238V239H21ZM25 238V237H24ZM27 238V237H26ZM31 238V237H29ZM87 238V237H86ZM105 238V236H104ZM116 238V237H114ZM113 238V239H114ZM119 238V237H118ZM124 238V236H123ZM157 238V237H156ZM168 238V239H169ZM248 238H250L248 236ZM263 238V237H262ZM6 239V238H5ZM4 239V240H5ZM8 239V238H7ZM14 239V238H13ZM16 239V238H15ZM103 239V238H102ZM120 239V238H119ZM150 239V238H149ZM169 239V240H170ZM206 239V238H205ZM208 239V240H207ZM206 240L207 241H210L209 238H207ZM244 239V238H243ZM261 239V238H260ZM12 240V239H11ZM9 240V241H11ZM18 240V239H17ZM23 240V239H22ZM29 240V239H27ZM32 240V239H31ZM85 240V239H84ZM87 240H90V239H87ZM86 240V241H87ZM99 240V238L97 239ZM101 240V238H100ZM144 240V239H143ZM146 240V239H145ZM162 240V239H161ZM164 240V239H163ZM6 241V240H5ZM16 241V240H15ZM20 241V240H19ZM24 241V240H23ZM21 241V242H23ZM37 241V240H36ZM103 241V240H102ZM105 241V240H104ZM121 241V240H120ZM148 241V240H147ZM151 241V240H150ZM167 241V240H166ZM164 240V242H166ZM173 241V242H174ZM204 241V240H203ZM259 241V240H258ZM7 242V241H6ZM28 242V241H27ZM64 242V241H63ZM98 242V241H97ZM114 242V241H113ZM122 242V241H121ZM145 242V241H144ZM163 242V241H162ZM211 242V241H210ZM227 242L225 244V247L227 245ZM4 243V241H3ZM11 243V242H10ZM8 242V244H10ZM25 243V241H24ZM33 243H35L34 241L31 243L33 245ZM88 243V242H87ZM105 243V242H103ZM120 242H118L119 244ZM124 243V241L122 242ZM148 243V242H146ZM151 244V242H149ZM159 243V242H158ZM205 243V242H204ZM215 243V244H214ZM252 243V242H250ZM6 244V243H5ZM13 244V243H12ZM11 244V245H12ZM30 244V243H29ZM27 245L28 248L30 245ZM76 244V243H75ZM91 244V242H90ZM89 244V245H90ZM95 244V247L97 248V245L96 243ZM109 244V242H108ZM107 244V245H108ZM117 244V242H116ZM126 244V243H125ZM160 244V243H159ZM158 244V245H159ZM2 245V244H1ZM10 245V246H11ZM18 245V243H17ZM15 245V246H17ZM61 245V243H60ZM59 245V246H60ZM83 245V243H82ZM101 245V244H100ZM106 245V244H105ZM106 245V246H107ZM129 245V244H128ZM149 245V244H147ZM157 245V244H156ZM219 245V247H220ZM21 246V245H20ZM24 246V245H23ZM22 246V247H23ZM36 247L38 246L35 245ZM78 246V245H76ZM91 246V245H90ZM89 246V247H90ZM94 246V245H93ZM99 246V245H98ZM125 246V245H124ZM135 246V245H134ZM155 246V245H154ZM153 246V247H154ZM207 246V247H206ZM9 247V246H8ZM31 247V246H30ZM61 247V246H60ZM63 247V246H62ZM61 247V248H62ZM75 247V246H74ZM85 247L87 248L86 246V243H85ZM102 247V246H101ZM100 247V249H102ZM104 247V245H103ZM108 249L110 246H107ZM120 247V246H119ZM119 247L117 249H119ZM127 247V246H125ZM136 247V246H135ZM181 247V246H180ZM252 248V246H250ZM248 247V248H250ZM24 248V247H23ZM79 248V247H78ZM81 248V246H80ZM95 248V249H96ZM123 248V247H122ZM149 248V247H148ZM221 248V247H220ZM223 248V247H222ZM228 248V247H227ZM260 250H263L264 251V241L260 242ZM3 249V248H2ZM10 249V248H9ZM8 249V250H9ZM26 248H24L25 250ZM30 249V248H29ZM36 249V248H35ZM38 249V248H37ZM65 249V248H64ZM73 249V248H72ZM77 249V248H76ZM83 249V248H82ZM98 249V248H97ZM96 249V250H97ZM98 250L101 252V250ZM105 249V248H104ZM127 249V248H126ZM132 249H136V248H131ZM166 249V248H165ZM219 249V248H218ZM224 249V248H223ZM1 250V249H0ZM40 250V249H38ZM37 250V252H38ZM63 250V249H61ZM66 250V249H65ZM63 250V251H65ZM75 250V248H74ZM86 250H89L88 248ZM103 250V249H102ZM130 250V251H131ZM156 250V249H155ZM167 250V249H166ZM259 250V249H258ZM31 252V250H29ZM33 251V250H32ZM73 251V250H72ZM84 251V250H83ZM90 251V250H89ZM91 251H93V248L91 246ZM119 251V250H118ZM122 251V250H121ZM138 251V250H137ZM141 251V250H140ZM149 251V250H148ZM164 251V250H163ZM180 251V250H179ZM220 251H222L220 249ZM225 251V250H224ZM227 251V250H226ZM228 251H229V248H228ZM257 251V250H256ZM255 251V252H256ZM263 251H257L256 254L258 255L257 258L258 259H261V256L263 255L264 256V253ZM28 252V251H26ZM34 252V251H33ZM69 252V251H68ZM79 252V250H78ZM91 252V254H92ZM96 252V251H95ZM103 254H104V250L102 251ZM108 252V251H107ZM123 252V251H122ZM126 252V251H125ZM128 252V251H127ZM133 252H135V250H133ZM132 252V253H133ZM169 252V251H168ZM8 253V252H7ZM29 253V252H28ZM36 253V252H34ZM40 253V251L38 252ZM70 253V252H69ZM88 253V251L86 252V254ZM114 253V252H113ZM131 253V254H132ZM136 253V252H135ZM135 253H134V256L132 255L131 256V259H133V261L131 260V262L133 264H139L137 263V261L139 260L140 257L136 256L135 257ZM139 253V252H138ZM137 253V254H138ZM141 253H143L141 251ZM151 254V252H149ZM153 253V252H152ZM162 253V252H161ZM167 253V252H166ZM176 253V252H175ZM174 253V254H175ZM213 253V252H212ZM218 255H222L221 253H219L217 251ZM231 253V252H229ZM262 253V254H261ZM10 254V253H9ZM20 254V253H19ZM18 254V255H19ZM32 254V252L30 253ZM97 254V253H96ZM119 254V253H118ZM121 254V253H120ZM124 254V253H123ZM122 254V255H123ZM156 254V253H154ZM168 254V253H167ZM178 254V253H176ZM250 254V252H249ZM33 255V254H32ZM68 255V254H67ZM107 255V254H106ZM105 255V256H106ZM112 255V254H111ZM130 255V254H128ZM140 256V253L138 254ZM152 255V254H151ZM170 255V254H169ZM168 255V256H169ZM217 255V257L219 258V256ZM227 255V254H226ZM230 255V254H229ZM10 256V255H9ZM31 256V255H30ZM34 256V255H33ZM37 256H40L39 254ZM79 256V255H78ZM88 256V255H87ZM92 256V255H91ZM95 256V255H94ZM104 256V255H102ZM109 256V255H108ZM107 256V257H108ZM154 256V255H153ZM152 256V257H153ZM157 256V254H156ZM166 256V254H165ZM163 256V257H165ZM174 256V255H173ZM176 256V255H175ZM214 259L211 260V257ZM28 257H29V254H28ZM32 257V256H31ZM82 257V256H80ZM83 257H84V252H83ZM90 256H88V259H89ZM97 259L100 258L101 256H96ZM123 257V256H122ZM126 257V256H125ZM135 257V258H133ZM160 257V256H159ZM167 257V256H166ZM19 258V257H18ZM41 258V257H40ZM86 258V257H85ZM84 258V259H85ZM103 258V257H101ZM100 258V259H101ZM106 258V257H104ZM110 258V256H109ZM108 258V259H109ZM121 258V257H120ZM124 258V257H123ZM141 258H143V256H141ZM168 258V257H167ZM217 258V259H218ZM222 258V257H221ZM231 258V257H230ZM36 259V257H35ZM82 259V258H81ZM96 259V261H97ZM99 259V260H100ZM166 259V258H165ZM169 259H170V256H169ZM176 259V257H175ZM181 259V258H180ZM220 259V258H219ZM224 259V258H223ZM254 259H255V256H254ZM37 260V259H36ZM43 260V259H42ZM102 261L105 260V259H101ZM136 260V261H134ZM153 260V259H152ZM162 260V259H161ZM173 260V258L171 259ZM17 261V260H16ZM24 261V260H23ZM40 261V259H39ZM88 261V260H86ZM90 261L93 262V256L90 258ZM116 261V260H115ZM144 261V260H143ZM170 261V260H169ZM224 261V260H223ZM263 261V259L261 260ZM31 262V261H30ZM94 262H95V259H94ZM101 262V261H99ZM107 262L109 263L108 260H106V262H102L101 264H107ZM140 262V261H139ZM146 262V261H145ZM152 262V261H151ZM175 262V260L173 261ZM177 262V261H176ZM2 263V262H1ZM20 263V261H19ZM131 263V264H132ZM144 263L141 261V264ZM148 263V262H147ZM145 263V264H147ZM161 263V262H160ZM164 263H165V260H164ZM227 263V262H225ZM261 264H263L262 262H260ZM13 264V263H12ZM17 264V263H16ZM24 264V263H23ZM28 264V263H27ZM30 264V263H29ZM32 264V263H31ZM95 264V263H94ZM99 264V263H97ZM111 264V263H109ZM114 264V263H113ZM117 264V263H115ZM130 264V263H129ZM151 264V263H150ZM156 264V263H155ZM159 264V263H157ZM175 264H179V263H175ZM230 264V262H229ZM249 264V263H248Z\"/></svg>", "mask_w": 264, "mask_h": 264}]
</instances>
